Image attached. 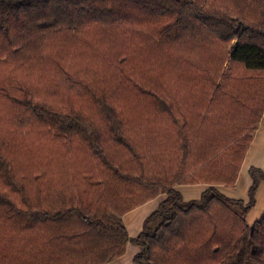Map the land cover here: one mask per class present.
I'll return each instance as SVG.
<instances>
[{"label":"trees","instance_id":"1","mask_svg":"<svg viewBox=\"0 0 264 264\" xmlns=\"http://www.w3.org/2000/svg\"><path fill=\"white\" fill-rule=\"evenodd\" d=\"M263 109L264 0H0V264H264Z\"/></svg>","mask_w":264,"mask_h":264},{"label":"crops","instance_id":"2","mask_svg":"<svg viewBox=\"0 0 264 264\" xmlns=\"http://www.w3.org/2000/svg\"><path fill=\"white\" fill-rule=\"evenodd\" d=\"M250 168L264 171V109L241 161L235 183L230 186L216 185L215 188L227 198L247 202L249 199V188L252 184V179L249 175ZM208 186L209 185L205 183L179 184L175 186V189L179 191L185 201H189L198 199ZM165 197V194H158L152 199L145 201L121 215L120 219L129 237L133 238L139 234L144 220L158 207ZM263 215L264 182H260L254 193V203L247 211L245 220L248 224H252ZM138 251L139 249L137 246L128 242L121 256L104 264H133V256Z\"/></svg>","mask_w":264,"mask_h":264}]
</instances>
